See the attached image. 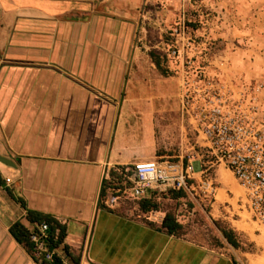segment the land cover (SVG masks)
<instances>
[{
  "label": "crops",
  "instance_id": "0c3cea01",
  "mask_svg": "<svg viewBox=\"0 0 264 264\" xmlns=\"http://www.w3.org/2000/svg\"><path fill=\"white\" fill-rule=\"evenodd\" d=\"M152 1L0 0V155L16 164L0 161V264H39L10 232L17 221L35 226L28 209L65 226L80 264H234L159 231L154 215L157 227L101 202L110 171L160 157L189 111L172 62L166 70L157 47L143 48ZM221 172L233 176L217 168L213 206L237 230ZM245 253L235 248L236 260Z\"/></svg>",
  "mask_w": 264,
  "mask_h": 264
},
{
  "label": "rangeland",
  "instance_id": "374dc122",
  "mask_svg": "<svg viewBox=\"0 0 264 264\" xmlns=\"http://www.w3.org/2000/svg\"><path fill=\"white\" fill-rule=\"evenodd\" d=\"M147 6L150 16L143 48L151 52L157 47L166 70L172 62L174 68L169 72L181 76L183 100L189 109L180 121L173 122L172 131L165 138L168 143L165 141L159 147L158 156L174 160L196 150L211 159L195 119L205 95L217 92L236 99L244 92L249 98L254 88L262 85L255 90V96L257 102L264 103V0H153ZM176 47L185 59H192L194 65L183 67L179 58L172 57L171 50ZM188 89L193 92L191 106L185 98ZM196 168L199 170L201 166L197 164ZM217 168L211 171L216 173ZM220 176L234 186L229 191L233 204L228 202L227 205H231L234 217L240 220L237 230L222 213L223 205L213 206L216 197H205L199 188L187 191L180 198L169 195L151 198L158 207L151 206L149 211L143 208L144 198L123 197L114 210L141 217L154 227L157 222L150 220L153 215L157 217L155 221H163L165 215L172 212L183 225L178 236L205 242L227 253L234 264H264V236L257 235L255 224L238 205L243 190L233 176L222 172ZM225 211L232 215L228 209ZM225 229L242 240L238 248L246 252L247 261L236 260L237 247L228 242L223 234Z\"/></svg>",
  "mask_w": 264,
  "mask_h": 264
},
{
  "label": "built area",
  "instance_id": "2783aa9c",
  "mask_svg": "<svg viewBox=\"0 0 264 264\" xmlns=\"http://www.w3.org/2000/svg\"><path fill=\"white\" fill-rule=\"evenodd\" d=\"M170 55L179 58L183 67L194 65L177 47ZM262 87L257 85L249 98L244 92L236 99L217 92L205 95L195 119L211 159L195 150L174 160L158 157L119 166L115 168L116 176L110 174L107 178L111 183L101 202L114 209L123 197L160 198L172 190L187 192L197 188L205 197L213 199L218 183L211 169L223 167L232 173L243 190L238 205L255 224L257 235L264 236V103L257 102L255 96V90ZM192 94L189 89L185 93L190 106L194 103ZM197 164L201 166L199 170ZM50 226L48 221H42L30 229L35 254L51 261L59 257L64 264H77L71 263L64 243L55 248L49 246Z\"/></svg>",
  "mask_w": 264,
  "mask_h": 264
},
{
  "label": "trees",
  "instance_id": "16d2710c",
  "mask_svg": "<svg viewBox=\"0 0 264 264\" xmlns=\"http://www.w3.org/2000/svg\"><path fill=\"white\" fill-rule=\"evenodd\" d=\"M152 56L155 57V61L158 66H161V60L159 57L155 56L154 53H152ZM110 174L112 177H115L117 172L115 169H112L110 171ZM111 183L110 180L105 179L103 182L102 190H101V197L105 195L106 190ZM186 194L185 191H175L172 190L169 193V196L173 198H180L183 197ZM24 203V202H23ZM151 206L157 208L158 204L153 203L151 201V198H144L143 201V208L147 211L151 210ZM27 219L29 222L33 225L39 224L42 221H48L50 223V231H49V246L51 248H55L59 246L60 244L64 243L65 235H66V228L64 225H62L55 217L32 209H28ZM183 228L182 223L178 221L176 216L172 212H168L163 221L161 226L158 228L159 231L167 232L171 235H178ZM10 232L14 236V238L21 244H23L27 250L33 255L35 260L39 264H64L63 261L59 257H55V259L47 260L43 256L38 257L35 254V243L31 240V230L25 226L21 221L15 222L10 227ZM224 236L227 238L228 242L233 245L234 247H241L242 240L235 234L233 231L230 230H223ZM65 244V243H64ZM65 250L68 253L70 260L72 263L80 264V259L78 257H75L72 252H70L68 245L65 244Z\"/></svg>",
  "mask_w": 264,
  "mask_h": 264
},
{
  "label": "water",
  "instance_id": "95a60500",
  "mask_svg": "<svg viewBox=\"0 0 264 264\" xmlns=\"http://www.w3.org/2000/svg\"><path fill=\"white\" fill-rule=\"evenodd\" d=\"M0 161L5 163V164H8V165L16 166L14 161H12L11 159H9L8 157H5V156L0 155Z\"/></svg>",
  "mask_w": 264,
  "mask_h": 264
}]
</instances>
